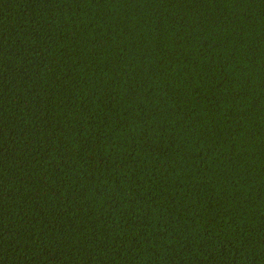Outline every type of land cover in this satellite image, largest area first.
<instances>
[{"label": "trees", "instance_id": "obj_1", "mask_svg": "<svg viewBox=\"0 0 264 264\" xmlns=\"http://www.w3.org/2000/svg\"><path fill=\"white\" fill-rule=\"evenodd\" d=\"M0 264H264V0H0Z\"/></svg>", "mask_w": 264, "mask_h": 264}]
</instances>
